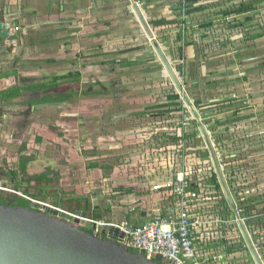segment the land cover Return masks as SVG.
<instances>
[{"label": "rangeland", "instance_id": "obj_1", "mask_svg": "<svg viewBox=\"0 0 264 264\" xmlns=\"http://www.w3.org/2000/svg\"><path fill=\"white\" fill-rule=\"evenodd\" d=\"M5 1L0 0V10L6 12ZM134 1L131 0V2L126 4L127 6L130 4V13L133 18L135 15L134 11H132ZM249 1L237 0V2L233 3L231 0H164V2L159 0L158 2L161 3L158 4V7H154V9L156 12L163 13L156 17L160 18L162 16L161 19L167 18L170 21L176 22V24L170 27L167 25L164 29L155 31V39L165 46L167 58L174 65L173 67L177 72L184 92L178 93L170 77L160 65H157L159 66L157 69H150L149 67L145 70L141 67L138 72L129 69L122 71L123 69L119 61H117L118 65L113 68L110 82L108 80L105 81V75L98 80L102 82V86H97L96 84L92 86V91L105 92L104 94L100 92L98 96V104L103 107L102 109L96 110L94 107L95 103L88 105L86 109H80L83 108L82 100L86 98H77L75 102L70 103L71 106L69 107H60V110L58 108L41 110L39 115L35 116L34 119L37 121L36 126L29 129L26 133L29 137L40 134L39 136L42 138L40 143L44 142L43 146H40L41 150L37 151L38 154L34 157V161L29 165L28 174H41L49 171V169H53L56 171L60 170L62 175L61 180H55L53 184L45 186L43 190H41V186L37 181L27 179L26 175L23 177L22 173H20V156L14 151L13 145L10 142L12 135L17 141L22 138V135L18 134L19 130H11L12 124L10 125L6 121L7 119L3 118L2 121L0 120V190L3 195L11 197L16 195L15 191L18 190L21 195L17 196L21 198L27 196L32 200H43L48 204H54L56 200L61 199V202L64 203L62 207L72 213V211L78 209L77 205L91 209L90 199L93 197L97 199L96 194L99 195V192H102L100 194L106 195H104L105 199L101 200V206L112 211L110 212V217H107L108 219H112V221L105 222L121 225L127 222L125 219V208L128 204L123 202L125 200V185H127L125 173L131 174L129 170V165L131 164H135L134 166H137L136 168L138 169L141 167L140 162L137 164L140 160L138 156L130 161V163H133L130 164L128 162L129 165H127L126 161L133 155L132 152L134 155L136 153L143 156V153L151 155V153L156 151V154L152 155V161L147 163L148 166L144 171L150 170L156 172L165 170L168 172L167 163H160L159 156H166L167 162H169L170 155L166 151L178 149L179 143H182L180 142L182 140H180L177 145L176 141L170 139L176 136V138H184L183 141L189 140L188 145L193 151H189L188 157L192 153L194 154L192 156L194 157V165L192 166H195L199 164V150H202L203 153L207 150L200 132V126L203 125L209 133L219 159H221V164L223 165L228 186L235 203L239 207L244 203H248V200L251 198L249 193L251 188V180L248 173L250 170L249 159H247L244 171H238V175L242 174L244 178L246 177V180H238L240 181L238 182L234 180V177L238 175L232 169V162H224L222 154L223 150H225L232 155V152L236 148V142L240 134L239 128L235 124L238 120L236 111L240 107L243 108L240 116L245 118L244 122L250 121L253 116L250 113H254L256 108V112H258V115H261V120L264 121V37L253 39V41L249 40V37L253 35L264 33V3L257 5L253 12L245 16L233 15L221 17L217 14H220L224 10L238 7L241 2ZM55 3L58 5V11H60V7L63 9L62 11H66L68 8L71 11H78L76 14L80 16V19H78L77 15H71L69 21H73V23L68 24L66 28L63 27V30L66 31L62 34V38L64 39H72L69 34L74 33L81 26L93 24L95 20L91 17H96L99 11H105L109 8L113 11L114 9L116 10V7H119L120 17H123L121 22H127L128 28L131 26L125 19V0H56ZM138 4L141 5L140 3ZM48 6L51 7V3L44 6L42 11ZM197 8L200 11L190 13ZM85 20L88 22L85 23ZM234 20H239L240 25L231 28L229 24ZM49 28L51 29H48L47 25H42L40 33V36L50 34L48 35L50 38L47 44L45 40L46 36L36 40V35L31 34L25 38V47L33 45L35 40L40 43L37 47H43L40 48L42 51L40 49L39 51L34 50V53L39 52L37 54L39 56L33 57L34 54L32 52L31 58L25 55L28 60L25 64H20L19 68L22 69L18 72L22 82H24V74L35 78L34 71H28V69L38 63L32 60L41 59L42 55L45 56L51 49L54 51L59 50L58 39L54 38V34L57 38L60 35L57 33L58 28H55V26H49ZM141 35L146 42H150L148 43V49L153 50L152 45H150L151 41L147 36L144 33ZM179 35L183 38L181 41H179ZM33 40L34 42H32ZM45 45L50 46L49 50H44ZM89 45L88 43L87 46ZM189 45L193 46V51H191ZM242 50H245L246 53L242 54ZM25 56L22 55L19 62L23 61ZM98 56H100V53ZM7 61L11 64L9 60ZM0 66L2 67L0 69H5V65L2 62H0ZM108 70H111V67H108ZM104 73H98L94 76ZM134 73L137 75L139 73L152 74L154 79L150 81L145 77L135 79L132 78ZM141 74L140 76H142ZM125 76L129 78L127 84L123 81L125 80ZM29 80L33 81L34 79L29 78ZM29 80L25 79V81ZM254 85H257L256 93L253 92ZM81 89L82 91L89 90L85 84L82 85ZM110 91L122 92L108 96L106 92ZM251 94H253L252 98H250ZM125 95L131 99L137 98L139 103L135 106L130 104L125 105ZM185 95L193 102V107L198 112L200 120H196L192 116L190 109L185 103ZM174 96H178V99L171 101L170 98ZM151 103L166 105L164 108L167 109L164 110L168 115H166L165 119L170 122L168 129L163 128L161 130V127H163L162 122L165 120L163 117H151L152 114L161 113V111L157 110L159 108L158 105L148 107ZM72 110L78 112L79 115H86V117L81 118V124H85L84 126L81 125L82 127L85 128L87 124V129L94 128L91 132V138L94 142L92 145L88 143L87 147H83L82 139H87L80 136L83 129L78 130V133H73L68 132L70 130L68 127L64 128V126L58 125L61 116L67 111L72 112ZM98 111L99 115L97 117H87L90 114H96ZM125 112L133 114L134 112H138L136 117L141 120V123L144 122L142 124L143 133L147 134L146 131L149 130L150 123L155 136L151 139H146L145 142H137L136 139L132 138L135 134H132L131 138H129L131 140L128 141L131 143L126 144L125 129H127V125L131 124L132 119H125ZM70 119V116H68V120L66 117L65 122L69 123ZM25 126L27 127V125ZM182 126H185L187 133H183ZM144 127L148 128V130L144 129ZM249 130L252 129L248 127L242 132V137L247 138L245 139L246 142H249L250 138H255ZM259 134H261L260 137H263L264 132ZM101 136H104V138H101ZM161 138L169 139L161 142ZM248 145L247 148L249 147ZM246 150L248 152V149ZM258 152L260 154L264 153L261 148H258ZM94 153L103 156V159L98 161L101 165L106 163V158L104 157L114 159L107 163L117 168L118 173L115 174L113 180L115 182L113 184L112 180L104 183L105 174L100 173V182L96 186L95 176L90 171L85 170V166L91 163L90 156ZM246 154L248 156V153ZM88 157L90 158L89 160L87 159ZM4 158L5 160H3ZM205 161L210 162L209 164L212 165L210 157H206ZM10 172H16L17 184L11 180ZM134 174H131V176L134 175V181L137 183L143 182V184H140L144 186L147 180L142 179L144 177L143 172ZM234 184L235 186H233ZM16 185L20 188L17 189ZM89 192H92V194H89ZM221 200H224L222 193ZM248 215L252 216V213L250 212ZM95 219L97 218L95 217ZM243 220L247 221L246 218H243ZM260 225L263 229L260 231L262 233L259 234L263 241H261V245H258V249L264 252V222Z\"/></svg>", "mask_w": 264, "mask_h": 264}, {"label": "crops", "instance_id": "obj_2", "mask_svg": "<svg viewBox=\"0 0 264 264\" xmlns=\"http://www.w3.org/2000/svg\"><path fill=\"white\" fill-rule=\"evenodd\" d=\"M158 1L159 0H135L133 2H137L136 4H141H138L139 8L147 19V22L151 27L154 35L155 31L157 32V30L159 29H164L167 25L168 27H170L173 26V24H176L172 23L174 21H170L167 18L161 19L162 16H160V18L156 17L162 15L163 13L156 12L154 9V7L159 6V3L164 2V0H160L161 2ZM232 1L233 3L237 2V0H231V2ZM55 2L56 0H24L23 2L22 0H6V12L4 18H1L0 15V18L8 22L12 27H14L13 24H15L16 26H21L23 38H26L31 34L36 35V40L46 36V44L49 43V33L48 35L45 34L43 36H40L42 25H47L48 29H51L49 28V26H55V28H58V35L60 34L58 38L54 34V38L56 40L58 39V51H54L53 49L49 50L50 46L45 45L44 50H49L47 54L44 53L45 56L41 54V59L38 58V60H32L38 63L34 65V67L28 69V71H34L35 78L29 77L24 74V82H22L21 77H19L18 75V72H20V69H22L19 68L20 63L25 64L28 60L26 59L27 57L25 55H28V58H31L30 55L32 52L34 54L33 57L39 56L37 55L39 53L38 51L43 46L37 47V45H39L40 43H38L36 40L35 42L34 40L32 41L34 42L33 45H29L26 47L27 50L25 51V57L23 61L19 62V60H17V62L13 66L5 65L4 70L0 69V120L2 121L3 118L7 119L6 121L10 125L12 124L10 129H14L17 131L19 130L18 134L22 135V138L18 141L12 135V139L10 142L12 143L11 145H13L12 147L17 154H23L20 158V165H22L23 161H27L25 175L27 179L32 180L33 177L43 174H48V178L55 179L53 172L56 170L53 169H51L52 175L49 171L35 175L28 174L29 165L34 161V157L38 154L37 151L41 150L44 142L40 143V141L42 140V138L39 136L40 134L29 137L26 133L29 129L36 126L37 121L34 119L35 116L39 115L41 110H51V108H58V110H60V107L64 108L66 106H71L70 103H72L73 101L75 102L77 98H86L82 100L83 108L80 109H86L88 105H93V103H95L94 107L96 110L102 109L103 107L98 104L99 91H92V86L94 84H101L102 82L98 80L103 78L105 75V81L108 80V82H110L109 80L112 77L111 73L113 71V68L118 65L117 61H119V64L123 69L122 71H125V69H129L133 70L134 72H138L141 67H143L142 69L145 70L149 67L150 69H157L159 68V66L157 65H160V67L162 66V68L164 69L154 50L148 49V43L150 42H146L142 37L141 34L144 32L135 15L133 14V18L130 13V4L128 6L126 5L128 2H131V0H125V19L131 24L129 28L127 26V22H121L123 17H120V8L116 7V10L114 9L113 11L111 10V8H109L105 11H99L96 17H91L95 20L93 24L85 25L84 27L81 26L77 29V31L75 30L74 33L69 34L72 39L62 38L63 32H66L65 30H63V27L66 28L68 24L73 23V21H69L71 19L70 17L71 15L76 16V13H78V11H71L68 10V8L66 11H62L63 9H61V7L60 11H58V5H56ZM50 3L51 7L48 6L44 11H42V9H44V6ZM226 11L227 10H224L217 15L225 17L224 12ZM76 17L80 19V16L77 15ZM116 19L118 20L116 21ZM162 20L171 23L157 26L156 23ZM87 22L88 21L85 20V23ZM15 29V27L12 28V31L14 32ZM255 36L257 35L249 37V40L253 41V39H261L262 37H264L262 36L257 38ZM88 43L90 44L89 46H87ZM160 45L165 52V46H163L162 44ZM21 48L22 47L20 46L18 50H20ZM189 48L191 49V51H193L194 49L193 46H190ZM34 50L38 51L34 53ZM99 53L100 56H98ZM241 53L245 54L246 52L245 50H242ZM86 58L87 60L85 61L84 59ZM172 66L174 65L172 64ZM108 67H111V70H108ZM103 72L105 73L94 76L95 74ZM140 74L141 73L137 75L134 73L132 78L138 79L141 77H145L148 79V81L154 79V76L152 74H141L142 76H140ZM71 75H73V77H71ZM62 76H68L69 78L60 81L58 83L59 85L54 89L36 88L42 84H52V82L56 80V78L58 79ZM37 77H39V79H37ZM29 78L34 80L30 81ZM25 79H28L29 81H25ZM77 79L78 83L75 81ZM123 81L125 84H127L129 82V78L125 76V80ZM83 84L87 85L89 90L82 91L81 88ZM17 89L20 90V96L13 97L9 100L3 99V96L8 93L12 94L17 91ZM121 92L122 91H110V93L107 92V95L109 96L111 94H119ZM253 92H257V85L253 86ZM66 96H68L69 98L64 99V97ZM252 97L253 94H251L250 98ZM138 103L139 102L137 101V98L131 99L128 98L127 95H125V105L130 104L135 106ZM155 105H158L159 108L157 110L161 111V113L158 112L156 114H152L151 117L157 118L159 116L165 119L167 117L166 115H168L164 110L167 109L164 108L166 107V105L161 103H151L148 107H153ZM242 109L243 108L240 107L237 110L236 117L238 118V120H235V124H237L239 128L240 134L238 136L239 139H237L238 141L236 142L234 154L239 156V158L237 160L238 164H235V167H233L232 169L234 171L236 167H240V170L236 169V175H238V171H244V167L245 165H247V159H249L250 170L248 171V173L251 180V188L249 193L251 198L248 200V203L242 205L241 207L237 206V204L235 203V210H232L229 204L228 206L230 207V211L227 210L221 199H219V201L217 200L215 202H212L210 207H206L203 210L202 215H205L208 224L204 226H197L195 228V233L197 236L198 246L197 255L201 256L200 258L204 262V264H255L239 227V225L242 223L245 224L248 232L250 233L253 244L255 245L259 256L264 263V252L258 249V245H261V241H263L259 234L262 233L260 231L263 229L260 224L264 222V172H262L264 170V153L260 154L258 152V148H261L264 151V135L263 137H260L261 134H259L261 132H264V121L261 120V115H258V112H256V108V110L254 109V113H250L251 115H253L250 121L244 122L243 120H245V118L240 116L241 112L243 111ZM137 113L134 112L133 114L127 112L125 115V119H132L131 124L127 125V129H125V142H127L126 144L131 143L128 141L131 140L129 138H131L130 136L132 134H135L132 138L136 139L137 142H145L146 139H151L153 136H155V132L152 130L150 123L149 130L148 128L144 127V129L148 130L149 132L146 131L147 134L143 133L144 131L142 129V124L144 122L141 123V120L136 117L138 115ZM98 115L99 111L96 114H90L87 117L93 118L97 117ZM68 116H70L71 119L69 120V123H66V117L68 120ZM83 117H86V115H79V113L75 110H72V112L67 111L61 116V120L58 121V125L64 126V128L68 127L70 129L68 130V132L70 131L73 133H78V130L83 129L80 135L87 138L85 139L86 141H83V147H87L88 143H91L90 145L94 143L93 139L91 138V132L94 128L87 129V124L85 128L82 127L85 125L84 123L81 124V118ZM162 123L163 127H161V130L163 128L168 129V125L170 122L165 119ZM25 125H27V127ZM248 127L252 129L249 130V132L253 134L255 138H250L249 142H246L245 139L247 138L242 137V132H244ZM168 139L169 138H161L160 141L162 142ZM247 145L249 146L248 148ZM246 149H248V152ZM246 153H248V156ZM132 154V158L129 157V160L127 162L130 163V161H132L134 157L138 156L140 157V160L137 162V164L140 162L141 167L139 166L140 168L138 169L136 168L137 166H134L135 164H131L133 163L131 162V165H129L131 174L143 172L144 177L142 179H146L147 181L144 186H142L143 182H140L142 183L140 184L139 182L137 183L134 181L133 177L135 174L131 176L130 173H125L127 185H125L124 196L126 201L124 200L123 202H125V204H128V206L125 208V219L127 220V222L134 225H141L142 223L150 221L153 218L159 216L163 217L168 213L169 209L172 208V199L168 198L169 191L164 187L167 181L172 179V172H167L165 170L156 172H152L150 170L144 171V169L148 166L147 163H150L152 161V155H155L156 151L151 153V155L148 153H143V156L136 153L134 155L133 152ZM198 156L200 157V155ZM159 157L160 160H158L160 163H167L168 165L166 156L160 155ZM3 160H5V158ZM166 167L169 168V166ZM114 169L115 172H113L111 175H104V183L109 180H114L113 177H115V174L118 173L116 170L117 168ZM59 171L60 170H57L56 172ZM86 171H90L95 176L94 180L100 182V173L103 174L100 166L96 169ZM25 175H23V177H25ZM14 178L15 182H17V175H15ZM234 180L242 181L246 180V177L244 178L242 174H239L237 177H234ZM155 185L160 186V189L154 190L153 188L155 187ZM233 186H235V184ZM96 192L98 193V191ZM100 193L102 192H99V195L96 194L97 199H94V197L90 199L91 209H88V207H86L85 209L74 210L71 213V211L65 209L64 207H60L62 208V210H65L71 214H76L78 211L88 212V219L91 220H97L100 217L101 220L98 221L111 222L112 219L107 218L110 217V212H112L111 209L103 208L101 206V200L103 201L105 199L104 195L106 194L102 195ZM89 194H92V192H89ZM49 205L52 206L51 204ZM52 207L59 208L56 206V204ZM245 208H249V213L251 212L252 216H249L248 213L245 212ZM95 217L97 219H95ZM219 218H221L224 222L221 227L217 224L213 225L208 222L209 220H218ZM243 218H246L247 221L245 222Z\"/></svg>", "mask_w": 264, "mask_h": 264}, {"label": "water", "instance_id": "obj_3", "mask_svg": "<svg viewBox=\"0 0 264 264\" xmlns=\"http://www.w3.org/2000/svg\"><path fill=\"white\" fill-rule=\"evenodd\" d=\"M132 7L165 72L178 93H183L179 77L155 39L139 5L133 3ZM9 28L10 24L0 22L3 37L9 34ZM184 100L192 116L200 120L193 102L186 95ZM200 132L225 200L232 210H235L236 204L214 144L205 126H200ZM32 208L47 209V212L39 213L30 208L0 205V264H162L147 259L140 252L133 253L120 246L117 237L122 239L124 234L114 227L104 230V234L107 232L108 235L103 238L94 236L89 231L92 224L86 220L89 218L88 212L78 211L74 217L60 208L47 207L38 202L32 203ZM239 227L255 264H264L245 224L242 223Z\"/></svg>", "mask_w": 264, "mask_h": 264}, {"label": "built area", "instance_id": "obj_4", "mask_svg": "<svg viewBox=\"0 0 264 264\" xmlns=\"http://www.w3.org/2000/svg\"><path fill=\"white\" fill-rule=\"evenodd\" d=\"M188 141H181V144L178 142V149L167 151L170 155L168 169L169 172H172V179L167 181L164 186L169 191L168 198L172 199V208L168 213L141 225L129 222L117 225L86 219L92 224L94 236L103 238L108 235L107 232L104 234V230L114 227L124 234L122 239L117 237L120 240V242L117 241L120 246L137 250L147 259H160L162 264H204L201 256L197 255L195 228L208 224L205 215H202L203 210L210 207L212 202L219 201L221 193L223 197L224 195L221 188V193H219L215 186L209 183L206 163L192 166L194 164L189 162L188 158L194 154L192 153L188 157L189 151L192 150ZM200 160L206 162L205 158L201 157ZM211 167L214 171L213 165ZM153 189L159 190L160 186ZM15 194L21 195L18 192ZM23 199L31 200L32 203H41L27 196ZM45 205L51 207L47 203ZM208 222L220 227L224 224L221 218Z\"/></svg>", "mask_w": 264, "mask_h": 264}, {"label": "flooded vegetation", "instance_id": "obj_5", "mask_svg": "<svg viewBox=\"0 0 264 264\" xmlns=\"http://www.w3.org/2000/svg\"><path fill=\"white\" fill-rule=\"evenodd\" d=\"M0 15H1V18H4L5 11L0 10ZM1 18H0V22H3L5 24L8 23V22L2 20ZM13 26L16 28L14 30V33L12 31V28H14V27H12L10 25V28L8 29L9 34L7 36H4L3 37L1 35L2 31H0V62H2L6 66H9V65L10 66H13L17 62V60H20L21 56L24 55L25 54V51L27 50L26 47H25L26 44L24 43L25 38L22 37V30H21L22 27L21 26H18V25L16 26L15 24H13ZM20 46L22 48L20 50H18ZM7 60H9L11 62V64H9V62ZM84 60L86 61L87 58L84 59ZM20 64L22 65V63H20ZM96 85L97 86H102L101 84H96ZM100 92L102 94L105 93L104 91H99V93ZM80 136H82V135H80ZM101 138H104V136H101ZM82 141H85V139H82ZM220 145H222V143H220ZM234 152L235 151H233L232 152L233 154L231 155L228 152H226L225 150H223V154H222V159L224 160V162L225 161L226 162H232V164H233L232 165V168L235 167V164H238V161L237 160L239 158V156L235 155ZM22 155L23 154H21V153L19 154L20 158L22 157ZM90 157H91V160H90L91 163H89L88 166H85V170H93V169H96V168H98L100 166L102 173L105 174L106 176L108 174L111 175L113 172H115L114 167L111 166V165H109V164H107L110 160H114V159H111V158H108V157H104V158H106V160H105L106 163L103 164V165H101L98 161L101 160V159H103V156H99L98 154H95L94 153ZM87 159L89 160L90 158L88 157ZM125 159H126V157H125ZM127 161H126V163H127V165H129V163ZM94 166H96V168H94ZM236 169L237 170H240V167H236ZM236 169L234 171H236ZM49 172H51V169H49ZM54 172H56V171H54ZM20 173H22V175H25V172H23L21 166H20ZM58 173L60 174V179L59 180H61L62 175H61L60 171ZM9 174L12 177L11 180L14 183H16L15 180H14L15 179L14 177L16 175V172H10ZM53 182H55V181H53ZM53 182H51V183H53ZM113 182H115V181L112 180V184H113ZM38 183L41 186V190H43L45 186H48V185L51 184L50 182H47V183L38 182ZM95 183L97 185V183H98L97 180H95ZM16 187H17V185H16ZM19 188L20 187L18 186L17 189H19ZM15 192L20 193L18 190H16ZM38 196H40V195H38ZM7 198L8 199H15L13 196H11V197L4 196L3 193L0 190V199H7ZM15 202H16V200H14V202H10V201L6 200L5 202H1L0 205H2L4 207H12V206H5L4 204H7V203L12 204V203H15ZM27 202L29 204V208L30 209H33L32 208V202H31V200H27ZM39 202L43 203L44 205L46 204L45 201H43V200H39ZM55 204H57L58 206H63L64 203L61 202V199H58V200H56L54 202V204H51V205L53 206ZM77 207H78V209H85V207H82L81 205H77ZM12 208H22V207L17 206V207H12ZM60 209H62V208H60ZM33 210H35V209H33ZM35 211H38L39 213H45V212H47V209H45V210L40 209V210H35Z\"/></svg>", "mask_w": 264, "mask_h": 264}, {"label": "trees", "instance_id": "obj_6", "mask_svg": "<svg viewBox=\"0 0 264 264\" xmlns=\"http://www.w3.org/2000/svg\"><path fill=\"white\" fill-rule=\"evenodd\" d=\"M261 3H264V0H253V1L250 0L249 2H243L238 7L233 8V9H230V10H227L226 12H224V15H225V17H230V16H233V15H236V16H244V15L249 14L250 12L254 11V9L256 8V6L259 5V4H261ZM198 10H199V8H197L196 10H192L190 13H193V12L198 11ZM170 23L171 22L162 20L160 22H157L156 25L157 26H162V25H166V24H170ZM172 23H176V22H172ZM229 25L231 26V28H235L236 26L240 25V22H239V20H234ZM262 36H264V33L263 34H259V35L255 36V37L259 38V37H262ZM182 39H183L182 36L179 35V41H181ZM71 77H73V75H71ZM67 78H69V77L68 76H62V77H60L58 79L56 78V80H54L52 82V84H49V85L48 84H42V85H40V86H38L36 88H39V89H41V88H43V89H47V88L48 89H54V88H56L59 85L58 83L60 81H63V79H67ZM75 81L78 83V80H75ZM18 96H20V90L17 89V91H15L14 93H12V94H9L8 93L5 96H3V99L9 100V99H12L13 97H18ZM66 98H69V97L68 96L64 97V99H66ZM170 99H171V101L177 100L178 99V96L171 97ZM182 130H183V133L184 134L187 133L186 132V128H183V126H182ZM170 139H173L172 141H176V143H178L180 140L183 141L184 138L181 139V138H176V136H173V138H170ZM199 152H200L199 153L200 157L198 156V160L201 157L202 158L210 157L208 151L205 152V153H203V154H202V150H199ZM188 159H189V162L190 163L194 164V157H190ZM200 163H206L207 172L209 174V183L210 184H213L215 186V188L217 189V191L220 193V190H221L220 188L221 187H220V184L218 182V179H217V176H216L215 172L212 171V167L209 164L210 162H208V161L204 162V161H201L200 160L199 161V164ZM26 164H27V161L25 160V161L22 162V165H21L22 170L25 173H26V169H25L26 168ZM94 168H96V166H94ZM53 175L55 176V179L48 178L49 177L48 174H43V175H38V176L33 177V180H35L37 182H41V183H47V182H50L51 183L54 180H59L60 179V174L58 172H53ZM13 197L15 199H8V198L7 199H0V203L1 202H5L6 200H8L10 202H14V200H16L15 203H12V204L7 203V204H4V205L5 206H12V207L19 206V207H22V208H29V204H28L27 200H25V199H23V198H21L19 196H16V195H13ZM223 203H224L226 209L230 211V207L228 206V203L226 202L225 198L223 200ZM56 206L59 207V208H61L57 204H56ZM245 212L246 213H249V208H245ZM97 220H101V218L99 217ZM91 230L92 229H89L90 233L93 234V231H91ZM128 251L133 252V253H138V251L137 250H134V249H128ZM153 261H155L156 263H161L162 262L160 259H155Z\"/></svg>", "mask_w": 264, "mask_h": 264}]
</instances>
